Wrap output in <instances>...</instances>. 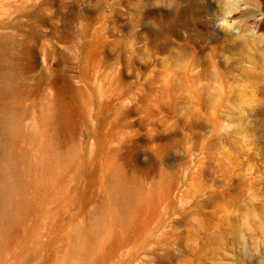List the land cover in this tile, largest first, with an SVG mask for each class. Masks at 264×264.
I'll return each instance as SVG.
<instances>
[{
    "label": "rangeland",
    "instance_id": "rangeland-1",
    "mask_svg": "<svg viewBox=\"0 0 264 264\" xmlns=\"http://www.w3.org/2000/svg\"><path fill=\"white\" fill-rule=\"evenodd\" d=\"M0 183V264H264V0H0Z\"/></svg>",
    "mask_w": 264,
    "mask_h": 264
},
{
    "label": "bare ground",
    "instance_id": "bare-ground-1",
    "mask_svg": "<svg viewBox=\"0 0 264 264\" xmlns=\"http://www.w3.org/2000/svg\"><path fill=\"white\" fill-rule=\"evenodd\" d=\"M8 196H10V195H9L8 191L5 189L4 183L3 184L0 183V204L2 202L6 201L5 199H7Z\"/></svg>",
    "mask_w": 264,
    "mask_h": 264
}]
</instances>
